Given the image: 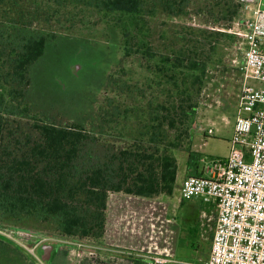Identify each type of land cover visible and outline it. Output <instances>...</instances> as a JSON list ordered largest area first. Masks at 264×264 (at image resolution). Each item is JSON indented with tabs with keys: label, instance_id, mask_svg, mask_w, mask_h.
<instances>
[{
	"label": "trees",
	"instance_id": "16d2710c",
	"mask_svg": "<svg viewBox=\"0 0 264 264\" xmlns=\"http://www.w3.org/2000/svg\"><path fill=\"white\" fill-rule=\"evenodd\" d=\"M46 1L91 6L109 17L122 33L125 58L145 61L150 88H157L159 95L149 99L141 113L114 98L99 106L93 98L92 110L76 117L67 109L45 104L36 89L37 66L51 44L58 47L63 38L74 37L39 28L33 20L0 18V230L39 236L48 231L64 239L90 237L105 246L111 192L147 198L173 195L179 169L175 149L180 148L188 151L187 176L203 174L201 153L186 149L181 143L183 132L178 131L187 133L186 125L196 112L195 98L210 67L225 64L221 52L238 41L231 31L236 21L243 23L244 12L239 0ZM161 13L172 21L203 14L209 18L203 24L214 25L198 27L185 21L172 49L159 50L153 25ZM217 24L219 29L214 27ZM106 86L102 82L98 91ZM132 118L138 119L140 129L123 133L121 125ZM191 200L182 199V208L200 209L205 204L202 199ZM64 254L56 253L47 264H70ZM104 256L110 261V255ZM126 261L145 264L146 258L130 255ZM104 262L86 257L80 264ZM0 264L39 263L0 232Z\"/></svg>",
	"mask_w": 264,
	"mask_h": 264
},
{
	"label": "rangeland",
	"instance_id": "374dc122",
	"mask_svg": "<svg viewBox=\"0 0 264 264\" xmlns=\"http://www.w3.org/2000/svg\"><path fill=\"white\" fill-rule=\"evenodd\" d=\"M243 16L248 15L243 13ZM9 17L22 21L33 20L39 28L67 33L74 37L63 38L58 47H55L54 43L51 44L45 58L37 66L36 89L39 98L45 104L67 109L70 116L76 117L78 113L85 114L92 110L93 98L96 99L97 106L106 104L109 99L114 98L115 102H123L124 105L133 106L140 112V108L146 109L149 99L158 97L157 88L155 90L150 88L148 78L151 73L146 68L145 61L135 56L125 58L120 29L114 26L109 17L97 12L95 8L70 5L65 7L46 0L0 2V18ZM203 17V14L192 13L185 19L178 18L172 21L164 14H159L153 25V38L158 49H172L177 32L182 29L185 21L189 25L212 28L214 25L212 22L207 23L208 25L203 24L207 18ZM200 18H203L201 25ZM239 26L241 25L236 21L231 31L239 32L236 34L239 37L238 41L224 47V51L221 52L225 57V64L217 63L210 67L208 80L195 98L196 112L186 125L187 133L181 129L178 131L183 132L181 143L187 147L186 149L199 152L202 156L226 157L230 153V140L233 136L243 83L240 66L246 47L242 35L244 29ZM214 27L220 28L218 24ZM104 81L107 86L99 92L98 87ZM142 88L147 90L144 91ZM143 118L144 116L140 114V120ZM139 123L138 119L132 118L121 125L122 132L126 134L130 129L136 132L140 129ZM25 125L23 123L21 128L24 129ZM210 128H213V134H208ZM114 130L120 135L118 128ZM175 155L179 165L178 185L173 195H161L155 199L156 209L160 211L158 228L156 225L154 234L157 247L151 252H146L147 258L150 255H161L169 259L164 264H204L210 254L211 235L217 222V208L206 202L200 209L195 206L196 211L193 214L188 206L182 208L180 185L188 175V151L175 149ZM199 165L201 170L203 166L201 160ZM195 200L197 199L191 201ZM179 216L181 218H178ZM3 231L9 239L14 240L29 254L31 252L27 247H30V242L36 241L42 242L40 245L59 244L57 255L61 256L62 252H65L64 255H68L70 264L78 263V253L82 254L83 259L97 257L106 261L102 264H130L124 257L105 260L108 258L104 254L108 255V251L90 237L64 239L55 237L48 231H43L41 236L31 235L27 231L18 232L17 235V232ZM39 247L36 259L39 264H47V261L42 259Z\"/></svg>",
	"mask_w": 264,
	"mask_h": 264
},
{
	"label": "built area",
	"instance_id": "2783aa9c",
	"mask_svg": "<svg viewBox=\"0 0 264 264\" xmlns=\"http://www.w3.org/2000/svg\"><path fill=\"white\" fill-rule=\"evenodd\" d=\"M239 1L248 16L242 24L237 22L244 29L246 47L230 153L202 156L203 174L189 175L180 185L182 199H202L217 208L210 255L204 264H264V0ZM213 133L210 128L209 134ZM40 243L27 247L36 258ZM78 256L80 264L83 256ZM168 260L150 255L145 264Z\"/></svg>",
	"mask_w": 264,
	"mask_h": 264
},
{
	"label": "crops",
	"instance_id": "0c3cea01",
	"mask_svg": "<svg viewBox=\"0 0 264 264\" xmlns=\"http://www.w3.org/2000/svg\"><path fill=\"white\" fill-rule=\"evenodd\" d=\"M156 198L122 192L109 194L103 249L111 258L127 259L129 255L146 258V252L157 247L154 234L160 211L156 209Z\"/></svg>",
	"mask_w": 264,
	"mask_h": 264
},
{
	"label": "water",
	"instance_id": "95a60500",
	"mask_svg": "<svg viewBox=\"0 0 264 264\" xmlns=\"http://www.w3.org/2000/svg\"><path fill=\"white\" fill-rule=\"evenodd\" d=\"M53 249L54 244L45 243L40 246V254L44 261H49L51 259Z\"/></svg>",
	"mask_w": 264,
	"mask_h": 264
},
{
	"label": "flooded vegetation",
	"instance_id": "af4514ba",
	"mask_svg": "<svg viewBox=\"0 0 264 264\" xmlns=\"http://www.w3.org/2000/svg\"><path fill=\"white\" fill-rule=\"evenodd\" d=\"M197 208V207H196ZM196 208H195V205H190L189 206V211L192 212L191 214H193L195 211H196ZM58 251V248H57V245H54V249L52 251V256H51V259L54 257V254H56ZM50 259V260H51Z\"/></svg>",
	"mask_w": 264,
	"mask_h": 264
}]
</instances>
